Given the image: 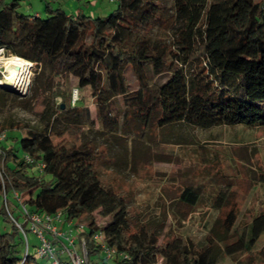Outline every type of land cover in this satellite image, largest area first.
Masks as SVG:
<instances>
[{"label":"trees","instance_id":"16d2710c","mask_svg":"<svg viewBox=\"0 0 264 264\" xmlns=\"http://www.w3.org/2000/svg\"><path fill=\"white\" fill-rule=\"evenodd\" d=\"M113 1L117 4L113 11L94 17L74 16L61 7H47L44 16L30 15L20 11V0H0V49L7 56L49 67L56 76L82 61L77 90L91 91L101 123L111 133L118 118L108 116L111 111L105 107L118 97L138 105L140 117H145L141 83L147 71L161 79L152 104L161 127L264 128V0H174L171 44L145 34L162 20L159 0ZM133 76L138 90H132ZM18 97L0 86V110ZM53 98L34 126L0 121V136L6 134L0 141V264H40L38 259H44L30 253V230L26 222L14 219L11 199L30 214L60 213L59 224L84 219L85 229L78 237L85 240L91 264H108L94 238L98 232L107 248L127 256L112 260L116 264H157L158 256L160 264H218L224 256L234 258V264H264V245L257 249L264 234V212L239 228L237 204L224 190L215 198L214 208L230 209L222 230L219 220L213 223L206 246L183 236L161 241L158 226L133 214L124 195L104 182L99 150L92 141L68 148L55 144L54 136L63 133L57 126L77 124L79 119L72 114L76 108L69 97L68 104ZM7 130H18L17 135H7ZM25 156L32 161H25ZM203 190L201 184L189 185L179 198L196 206ZM108 204L105 212H98L105 218L100 224L94 212ZM21 214L26 220L22 207Z\"/></svg>","mask_w":264,"mask_h":264},{"label":"rangeland","instance_id":"374dc122","mask_svg":"<svg viewBox=\"0 0 264 264\" xmlns=\"http://www.w3.org/2000/svg\"><path fill=\"white\" fill-rule=\"evenodd\" d=\"M20 5L21 12L42 16L46 15L47 7H61L74 16L82 14L94 17L106 15L117 7L113 0H20ZM159 5L162 20L156 21L145 34L152 40L171 44L169 21L174 16V0H159ZM0 58L3 61L0 63L1 79L7 73L4 67L6 59L13 56L1 51ZM81 65L82 61H79L69 71L56 76L49 67L30 62L31 73L25 95L17 94L18 98L12 99L4 110H0V121L6 119V123L34 126L54 94L57 97L53 101L56 100L58 104L65 101L68 104L69 97L70 105L76 108V113L72 114H78L79 123H60L57 131L63 130V133L54 136L55 144L59 148H68L92 141L99 150L98 169L104 182L124 195V203L133 214L144 216L145 220L158 226L163 242L183 236L199 247L206 246L213 223L219 220L217 227L222 230L221 223L230 209V206L223 211L214 208L215 198L223 190L230 192L232 203L237 204L239 228L250 223L256 214L264 212L263 127L242 129L221 126L209 130L184 125L161 127L158 120L160 115L152 108L161 79H155L147 71L141 83L144 108L147 110L145 117H140L142 110L138 105L130 103L126 97H118L114 104L105 107L111 111L108 116L118 118L116 131L111 133L101 123L100 108L91 91L77 90ZM35 79L37 85L33 87ZM131 83L132 90H138L137 76H133ZM17 131L7 130V135L15 136ZM196 184L204 187L201 200L196 206L183 203L179 198L182 190ZM8 204L13 209L14 219L19 224H25L21 205L18 206L17 201L12 199ZM109 206L94 212L98 223L102 224L105 219L98 212H105ZM78 224L86 225V222L80 219ZM73 226V233L78 237ZM72 228L63 231L70 232ZM27 239L30 253L33 254L37 251L39 238L28 231ZM76 242L80 243L79 237ZM263 245L264 234L257 249L260 250ZM100 255L106 259L105 253ZM247 258L244 256V259ZM154 261L160 264L162 258L158 256ZM258 261L262 262L260 259ZM38 262L46 264L45 259H38ZM108 262L115 263L112 260ZM234 262V258L224 256L218 264Z\"/></svg>","mask_w":264,"mask_h":264},{"label":"built area","instance_id":"2783aa9c","mask_svg":"<svg viewBox=\"0 0 264 264\" xmlns=\"http://www.w3.org/2000/svg\"><path fill=\"white\" fill-rule=\"evenodd\" d=\"M1 51L4 50L1 49ZM5 137V133L1 134L0 141L4 140ZM25 161L31 162L32 160L29 156H25ZM39 167L43 170L45 165L42 164ZM14 197L19 203H22L23 199H21V195L18 192L14 193ZM21 207L26 217L28 229L39 238V246L36 251L37 258H44L47 264H91L87 256L88 250L85 240L80 239V243L78 244L76 242L78 237L73 233V230L65 232L59 229L57 224L61 222L60 213L55 215L30 214L24 205ZM17 226L23 231L22 225L17 224ZM75 228L79 234L85 229V226L77 223ZM94 238L101 245L107 260H115L120 257L127 258L123 254H117L114 249L107 248L103 243L104 237L101 233H96Z\"/></svg>","mask_w":264,"mask_h":264},{"label":"bare ground","instance_id":"6f19581e","mask_svg":"<svg viewBox=\"0 0 264 264\" xmlns=\"http://www.w3.org/2000/svg\"><path fill=\"white\" fill-rule=\"evenodd\" d=\"M6 60L7 63L4 64V67L7 73L0 79V84L9 85L18 91L25 92L30 79V62L17 56ZM2 62L0 58V63Z\"/></svg>","mask_w":264,"mask_h":264},{"label":"crops","instance_id":"0c3cea01","mask_svg":"<svg viewBox=\"0 0 264 264\" xmlns=\"http://www.w3.org/2000/svg\"><path fill=\"white\" fill-rule=\"evenodd\" d=\"M77 223H78V221L76 222V221H73V222H62V224H58L59 225V227L60 228H62V230H64L65 228L66 229H71L72 228V226L74 225V226H76L77 225ZM73 226V227H74ZM65 229V230H66ZM73 230V229H72ZM73 232H74V230H73ZM99 260V259H98ZM95 261H97V259H95ZM110 261V260H109ZM106 262L108 263V264H115V263H113V262H108V260H106Z\"/></svg>","mask_w":264,"mask_h":264},{"label":"water","instance_id":"95a60500","mask_svg":"<svg viewBox=\"0 0 264 264\" xmlns=\"http://www.w3.org/2000/svg\"><path fill=\"white\" fill-rule=\"evenodd\" d=\"M0 85H1V86H4L3 88L12 91V92L15 93V94L25 95V92L18 91L17 89H15V88H13V87H11V86H9V85H2V84H0Z\"/></svg>","mask_w":264,"mask_h":264}]
</instances>
